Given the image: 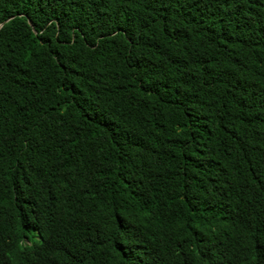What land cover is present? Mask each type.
Instances as JSON below:
<instances>
[{"label":"trees","instance_id":"obj_1","mask_svg":"<svg viewBox=\"0 0 264 264\" xmlns=\"http://www.w3.org/2000/svg\"><path fill=\"white\" fill-rule=\"evenodd\" d=\"M0 264H264V0H0Z\"/></svg>","mask_w":264,"mask_h":264}]
</instances>
